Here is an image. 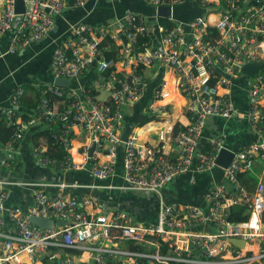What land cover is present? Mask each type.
I'll return each mask as SVG.
<instances>
[{
    "label": "built area",
    "instance_id": "obj_1",
    "mask_svg": "<svg viewBox=\"0 0 264 264\" xmlns=\"http://www.w3.org/2000/svg\"><path fill=\"white\" fill-rule=\"evenodd\" d=\"M16 1L0 0V39L15 31L10 54L47 37L68 0H22L23 13L16 12ZM88 1L77 0L76 6L84 8ZM145 1L155 9L153 16L130 13L119 21L115 32L86 24L75 26L70 38L58 46L51 67L54 78L79 81L90 69L97 68L101 77H106L93 89L104 91L107 97H92L91 89L84 86L66 91L47 86L38 119L50 125L63 124L59 143L68 155L60 161L37 147L32 157L45 167L83 169L84 164H76L70 157L71 136L80 127L93 141L92 157L84 151L86 160L94 159L91 174L105 180L114 176L123 146L126 190L159 198L157 224H137L126 212L89 213L85 207L92 201L68 194L64 185L53 197L37 192L26 212L7 205L10 186L15 184L0 179V264H24L25 259L38 262L42 257L50 264H264V182H258L251 194L239 178L252 174L264 161V69L251 78L243 72L247 65L264 66V0ZM189 3L200 7L203 15L181 19L157 14L160 7L174 10ZM108 38L119 46L118 62L107 58L109 47L101 48ZM114 66L122 77L110 71ZM162 68L173 72L182 93L194 103L190 124L181 125L170 139L177 150L175 157H169L161 147H140L136 133L125 144L121 140L128 110L146 94L144 71ZM240 77L246 79L251 96L244 116L260 141L241 151L230 150L224 133L203 143L209 119L228 121L238 114L233 89ZM24 94L25 90L19 88L9 107L0 106V123L13 129L9 141L0 140V151L8 154L16 151L28 128L36 123V119L24 122L18 118ZM47 95L68 105L61 108ZM164 96V90L157 88L153 104ZM223 149L234 153L227 168L217 164ZM103 157L105 163L100 162ZM215 170L222 172L223 179L207 192L205 207L164 200V189L179 177ZM243 205H249L247 220L231 221V209ZM33 216L63 221L65 225L43 230L31 223ZM230 239L246 241L245 247H234ZM99 242L105 245L96 248ZM121 243L128 247H121ZM68 250L95 252V257L86 261L60 257L59 252Z\"/></svg>",
    "mask_w": 264,
    "mask_h": 264
},
{
    "label": "crops",
    "instance_id": "obj_2",
    "mask_svg": "<svg viewBox=\"0 0 264 264\" xmlns=\"http://www.w3.org/2000/svg\"><path fill=\"white\" fill-rule=\"evenodd\" d=\"M76 2L77 0H68L66 9L63 15L56 19V25L52 32L42 41L34 43L24 50L15 54L9 53L15 34L14 30L0 39V106L9 107L14 92L23 88L25 94L17 109L18 118L24 122L36 119V123L28 128L24 139L18 144L14 153L8 154L0 151V179L15 184L10 186L7 205L20 207L27 212L33 206L37 192L41 191L53 197L57 195L59 187L64 185L68 194L79 198L87 197L92 201L91 205L85 207L89 213L126 212L137 224H157L160 208L159 198L134 194L126 190L123 146L119 148V161L114 176L105 180L96 179L91 174L94 159L86 160L84 151L88 150L92 157L93 141L80 127H76L72 134L70 157L76 164H84L83 169L63 171L58 167H45L39 165L32 157V152L37 147L45 150L50 156H52L50 151L57 152V149H61L51 146L50 140L45 136V131H49V133L52 131L51 125L38 119V106L44 97L46 87L54 85L55 82L51 70L55 51L60 44L70 38L72 28L86 24L93 27H105L111 32H115L119 29V21H122L130 13L145 16L155 14V9L145 0H89L84 8H78ZM202 15V9L192 3L185 4L178 9V17L181 19ZM120 41L123 43L124 38H121ZM144 77L147 82L144 99L128 110L126 121L135 125L134 133L140 137V147H161L169 157H175L177 150L170 139L181 125L190 124L194 103L192 99L182 93L179 87L180 81L170 69H146ZM97 79H101L100 75L96 69L92 68L79 81H71V88L76 90L81 86L93 88L98 82ZM157 88H162L164 94H168L154 105L152 100ZM94 91L100 99L107 97L104 91ZM167 98L169 99L164 101ZM233 100L238 114L228 121L219 118L209 119L203 143L224 133L227 136L226 145L230 150L241 151L260 141V136L250 128L244 116L251 105V96L245 78L240 77L236 81ZM58 103L59 106L63 104ZM153 116L158 117V121L144 125ZM24 117L26 120L23 119ZM163 136L166 140H162ZM9 139L0 138L4 143ZM106 161L105 157L100 159L102 163ZM245 175L252 178L256 185L258 182H264V161L259 162L252 174ZM222 179V172L218 170L200 175L187 174L179 177L165 188L163 198L169 204L205 207L207 192ZM28 184L35 186H27ZM7 223L9 224L8 219ZM121 244V247H128L126 243ZM104 245V242L95 244L96 248ZM118 245L117 243L113 244L116 247ZM59 253L60 257L69 256L76 257V259L78 257L83 261L95 257V252L83 251V254L79 256ZM24 264H46V258L40 259L38 262L25 259Z\"/></svg>",
    "mask_w": 264,
    "mask_h": 264
},
{
    "label": "trees",
    "instance_id": "obj_3",
    "mask_svg": "<svg viewBox=\"0 0 264 264\" xmlns=\"http://www.w3.org/2000/svg\"><path fill=\"white\" fill-rule=\"evenodd\" d=\"M142 43H143V41L140 40L139 47L142 46ZM101 48L104 49V50L106 48H108V50L106 52V56H107L108 59H113L114 58V61L115 62H118L119 61V59H118V46H116V44L113 43L110 38H108L107 40L104 41V43L101 45ZM95 69L97 70V68H95ZM110 71L116 72L120 77L123 76V73H119V71L115 68V66L112 67V68H110ZM143 71H144V69L141 70V72H143ZM104 77H106V75H103V77H101V75H100V78L101 79L104 78ZM247 77L248 78H251L249 76H247ZM101 79H99V80L97 79L98 82L101 81ZM87 88L89 89L90 87H87ZM90 89H91L90 96L95 97L96 96L95 95L96 92L94 91L93 88H90ZM62 90H65L66 91V90H70V88L69 89H62ZM167 94L168 93H166L165 95H167ZM47 97H49L52 102H56L57 101V103L58 102H61L62 103L61 100H57L54 96L47 95ZM21 101H22V99H21ZM21 101H20V103H21ZM153 102H155L154 98L152 100V103ZM67 105H68V103H66L65 105L62 104V107L61 108H64ZM23 119L26 120V117H24ZM154 121H158V117H154V116L153 117H150L148 119V121H146V123L144 125H146L148 123H151V122H154ZM126 122H128V121H126ZM50 129L52 130V131H50V133H49V131L48 132L45 131L46 132L45 133V136H47V138L50 140L49 141L50 142V145L51 146H56V147H59V148L63 149L62 148V145L59 143V138L61 137L62 131L64 129L63 128V124H61V123L52 124ZM12 133H13V129L12 128H8V126L5 123H0V138L1 139H4V138L5 139H8V138H10L11 135H12ZM72 136H71V138H72ZM61 149L60 150L57 149V152L50 151L51 155L54 156V157H52V156L51 157L54 158V159H57V160H60L61 161L65 156L68 155L67 154V151L65 149H63V150H61ZM55 157H57V158H55ZM239 178H240L241 181L243 180L242 183L246 186L247 189H249L248 191L252 194L255 191L254 189L256 187V184L254 183V180L252 178H250V177H246L245 174L241 175ZM248 210H249V205H243V206H239V207L232 208L231 209V221H233V222H242V221L247 220V218H248L247 211ZM132 249L138 250V251H140V250L147 251V249L146 248H143V247H132ZM65 253L66 254L67 253H70V254H74V255H77V256L83 254L82 251H77V250H68ZM46 264H50V263H48V261L46 260Z\"/></svg>",
    "mask_w": 264,
    "mask_h": 264
},
{
    "label": "water",
    "instance_id": "obj_4",
    "mask_svg": "<svg viewBox=\"0 0 264 264\" xmlns=\"http://www.w3.org/2000/svg\"><path fill=\"white\" fill-rule=\"evenodd\" d=\"M223 11L225 12V9H223ZM16 12L17 13H23L24 12V6H23V1L22 0H17L16 1ZM157 14L160 17H170L173 15L178 16V8L172 10L170 8L167 7H160L157 10ZM264 66L262 65H247L244 67L243 72L249 76L252 77L254 76L257 72H259L260 70H263ZM218 70L220 72H222L220 70V68H218ZM228 79H231V77L226 76ZM55 87L57 88H61V89H69L71 88V81L68 79H62V78H57L55 79L54 82ZM135 130V125L132 123H127L126 124V128L125 131L122 134L121 140L122 142L125 144L127 143L128 139L130 138V136L134 133ZM94 152V148L91 149V155ZM234 157V153L228 149H223L217 158V164L221 167V168H227L229 166V164L231 163L232 159ZM30 221L33 225H35L36 227L43 229V230H51L54 228V225L57 224L58 226H64L65 222H55L53 220L50 219H44V218H38V217H31ZM229 242L236 248H244L246 241L244 240H238V239H230ZM45 257H42V260H44ZM52 264H60L58 261L54 262Z\"/></svg>",
    "mask_w": 264,
    "mask_h": 264
},
{
    "label": "bare ground",
    "instance_id": "obj_5",
    "mask_svg": "<svg viewBox=\"0 0 264 264\" xmlns=\"http://www.w3.org/2000/svg\"><path fill=\"white\" fill-rule=\"evenodd\" d=\"M169 98H167L166 100H164V101H167ZM161 104H163V103H161ZM151 136H153V135H151Z\"/></svg>",
    "mask_w": 264,
    "mask_h": 264
},
{
    "label": "rangeland",
    "instance_id": "obj_6",
    "mask_svg": "<svg viewBox=\"0 0 264 264\" xmlns=\"http://www.w3.org/2000/svg\"><path fill=\"white\" fill-rule=\"evenodd\" d=\"M179 9V8H178Z\"/></svg>",
    "mask_w": 264,
    "mask_h": 264
}]
</instances>
